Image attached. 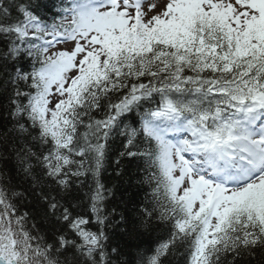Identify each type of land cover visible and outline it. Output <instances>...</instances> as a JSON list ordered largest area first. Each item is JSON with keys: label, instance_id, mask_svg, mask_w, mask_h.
Listing matches in <instances>:
<instances>
[{"label": "snow or ice", "instance_id": "obj_1", "mask_svg": "<svg viewBox=\"0 0 264 264\" xmlns=\"http://www.w3.org/2000/svg\"><path fill=\"white\" fill-rule=\"evenodd\" d=\"M0 264H264V0H0Z\"/></svg>", "mask_w": 264, "mask_h": 264}]
</instances>
